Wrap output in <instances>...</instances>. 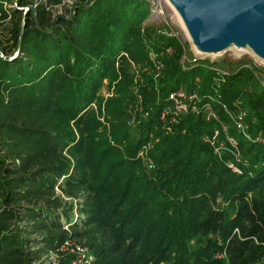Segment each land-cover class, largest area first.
I'll return each instance as SVG.
<instances>
[{
    "label": "trees",
    "instance_id": "obj_1",
    "mask_svg": "<svg viewBox=\"0 0 264 264\" xmlns=\"http://www.w3.org/2000/svg\"><path fill=\"white\" fill-rule=\"evenodd\" d=\"M147 13L144 0H0V264H71L65 241L86 250L78 264H264V68L183 66ZM104 78L108 111L146 114L133 144L149 168L98 141L95 163L73 153L62 119L88 117Z\"/></svg>",
    "mask_w": 264,
    "mask_h": 264
},
{
    "label": "rangeland",
    "instance_id": "obj_2",
    "mask_svg": "<svg viewBox=\"0 0 264 264\" xmlns=\"http://www.w3.org/2000/svg\"><path fill=\"white\" fill-rule=\"evenodd\" d=\"M64 5L69 0H63ZM148 6V13L144 19V24L147 27H152L154 30L158 31L162 35H168L174 37L183 46V55L181 57V64L184 66L189 61L194 58H204L209 61L221 62L226 67H232L236 63L244 62L246 65H254L259 68H264V61L256 57L247 46L244 47H234L228 46L217 53H199L197 52L193 45L191 44L188 33L179 17L177 12L174 10L173 6L168 0H144ZM27 7L24 6L23 10ZM54 11H62V7H54ZM0 32H4L3 25H0ZM192 58V59H191ZM131 73L133 76L136 75L134 72V66L130 63ZM260 81L264 82V73L262 74ZM134 78V77H133ZM108 80L103 79L102 85L96 93V98L93 102L86 108L88 109V117L82 118L77 116L75 123L73 120L62 119L67 123V127L72 130L74 134V141L70 143L73 153L77 157H86L91 163H95L97 160L96 154L98 153L97 148L94 146L95 142L98 141L99 144L113 145L120 150V155L129 161H134L135 166L131 165L132 168L139 170L149 168V162L146 159L147 146L145 144H133L137 134L139 133V127L135 130V116H145L143 112L141 114L139 108L129 107L126 108V113L120 115V111L114 110L112 112L108 111L106 108V99L112 94V83L107 86ZM135 94V86H131ZM139 100L140 96L136 95ZM136 111V112H135ZM129 113V114H128ZM128 115V117H127ZM141 116V117H142ZM96 123L95 126L91 125ZM122 124L119 129L117 125ZM77 125L79 127L77 128ZM114 129H116L114 131ZM126 129V131H125ZM114 131L117 134V138L120 137L119 143H114L111 132ZM97 168V165H95ZM93 166V167H95ZM100 169V167H98ZM135 169V170H136ZM56 192H59L55 189ZM65 201L68 200L67 197L63 196ZM194 243V242H192ZM63 252L71 254L72 262L71 264H78L82 262L83 256H86V250L83 249L81 252H77L74 248L66 246L62 249ZM76 257V259H75ZM56 256L49 254L48 259L55 260Z\"/></svg>",
    "mask_w": 264,
    "mask_h": 264
},
{
    "label": "water",
    "instance_id": "obj_3",
    "mask_svg": "<svg viewBox=\"0 0 264 264\" xmlns=\"http://www.w3.org/2000/svg\"><path fill=\"white\" fill-rule=\"evenodd\" d=\"M194 49L217 53L244 47L264 61V0H168Z\"/></svg>",
    "mask_w": 264,
    "mask_h": 264
},
{
    "label": "built area",
    "instance_id": "obj_4",
    "mask_svg": "<svg viewBox=\"0 0 264 264\" xmlns=\"http://www.w3.org/2000/svg\"><path fill=\"white\" fill-rule=\"evenodd\" d=\"M262 86L264 87V82H261ZM168 99L170 100L171 107L173 109L174 113H179V112H185L187 110V104L185 103V95L183 91H178V92H173L168 94ZM206 109L208 108L207 105H205ZM190 109L195 110L196 107L193 102L190 104ZM209 109V108H208ZM243 113H240L237 115L236 119L234 120L235 127L238 130H242V124H241V117ZM66 246H70L71 248H74L77 252H81L84 248H80L76 243L73 241H65L60 249L66 248ZM55 256V253H50Z\"/></svg>",
    "mask_w": 264,
    "mask_h": 264
}]
</instances>
